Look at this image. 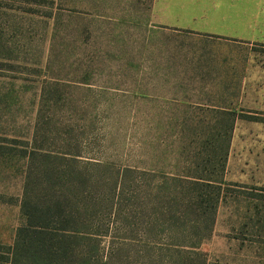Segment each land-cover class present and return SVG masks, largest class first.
I'll return each instance as SVG.
<instances>
[{
  "label": "rangeland",
  "instance_id": "374dc122",
  "mask_svg": "<svg viewBox=\"0 0 264 264\" xmlns=\"http://www.w3.org/2000/svg\"><path fill=\"white\" fill-rule=\"evenodd\" d=\"M153 1L0 0L1 245L12 244L22 223L25 159L19 148L29 149L34 135L35 145L60 151L61 138L70 133L79 140L78 151L110 165L103 176L127 167L175 171L192 131L222 120L208 105L177 100L197 97L237 116L224 174L228 184L211 234L195 250L206 264H264V187L253 180L264 172V39H213L211 48L198 51L228 73L222 81L204 80V95H198L192 80L183 79L196 74L186 69L192 40L156 26ZM173 91L179 97L167 99ZM124 182L140 188L142 179L126 176ZM122 206L125 213L136 211L131 201ZM124 234L132 233L116 229L101 246L105 250L111 238L116 242Z\"/></svg>",
  "mask_w": 264,
  "mask_h": 264
},
{
  "label": "trees",
  "instance_id": "16d2710c",
  "mask_svg": "<svg viewBox=\"0 0 264 264\" xmlns=\"http://www.w3.org/2000/svg\"><path fill=\"white\" fill-rule=\"evenodd\" d=\"M227 108L212 107L222 120L192 131V140L182 142L179 153H186V158L174 165L180 167L175 171L159 165L141 170L127 167L112 177L103 176L110 165L96 161L94 153L78 151L79 140L70 133L63 132L60 151L35 145L34 135L29 149L19 148L25 159L19 202L22 223L11 245L0 244V261L206 264L195 249L211 234L222 187L228 184L224 174L237 115ZM204 135L209 138L202 139ZM133 175L142 179L140 188L125 187V177ZM127 201L136 211L124 212L122 203ZM111 214L114 221L105 220ZM120 228L132 234L116 242L111 238L104 250L102 238Z\"/></svg>",
  "mask_w": 264,
  "mask_h": 264
},
{
  "label": "crops",
  "instance_id": "0c3cea01",
  "mask_svg": "<svg viewBox=\"0 0 264 264\" xmlns=\"http://www.w3.org/2000/svg\"><path fill=\"white\" fill-rule=\"evenodd\" d=\"M151 13L156 26L175 33H185L184 36L188 35L192 40V65L186 64V69L195 71L196 74L183 76V79L192 80V90H198V95H204L202 88L206 89L207 86L204 80H217L220 76L222 81L227 79L228 74L223 69H217L219 62L213 59L212 55L204 57L198 54V51L204 47L211 48L212 44L209 42L213 39L217 43L227 38L264 39V0H154ZM176 77L173 76L167 81ZM192 96L196 95L193 93ZM176 97L179 96L175 95L174 91L166 96L167 99ZM177 100L192 101V104L208 105L216 109H228L227 106L217 107L204 100H197V97L196 100L182 97ZM253 176L256 184L264 187V172H256Z\"/></svg>",
  "mask_w": 264,
  "mask_h": 264
}]
</instances>
